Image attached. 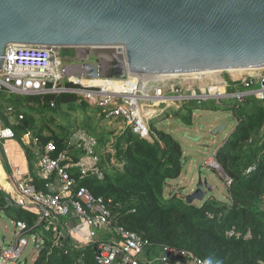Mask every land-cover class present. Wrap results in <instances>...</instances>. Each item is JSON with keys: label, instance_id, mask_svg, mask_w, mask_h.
Listing matches in <instances>:
<instances>
[{"label": "trees", "instance_id": "obj_1", "mask_svg": "<svg viewBox=\"0 0 264 264\" xmlns=\"http://www.w3.org/2000/svg\"><path fill=\"white\" fill-rule=\"evenodd\" d=\"M239 90L246 92L243 87ZM214 102L189 100L171 112L176 120L191 127L195 111L226 109L224 102L222 106L215 102L213 107ZM6 106L23 116L10 125L16 139L20 141L24 134L31 133L42 147L54 143V159L68 151L69 140L79 130L97 139L98 154L107 152L111 144L118 165H111V154L107 152L101 156L103 179L90 176L79 184L94 197L111 200L115 224L149 240L152 251L170 246L211 264H264V104L255 96H246L244 103L235 107L234 114L240 122L217 151V162L231 181L227 186L228 202L208 199L201 206L188 205L178 195L169 199L164 196L169 181L179 179L183 173L184 152L171 134L158 128L161 119L150 124L151 142L130 129L114 137L115 131L102 125L106 119L100 109L77 94L22 95L2 89V115ZM77 112L82 113L81 118L73 116ZM3 118L5 126L9 125ZM26 151L33 164L37 156L30 149ZM69 154L74 161L82 155L80 151ZM250 167L256 169L247 173ZM2 211L13 221L25 222L32 228L30 235L43 242L34 264H79L83 256L85 264L96 263L94 247L74 249L68 240H61L57 247L51 234L35 226L38 218L34 213L6 208L5 194L0 190ZM233 229L240 237L227 235ZM99 237L107 241L110 236L100 233Z\"/></svg>", "mask_w": 264, "mask_h": 264}, {"label": "built area", "instance_id": "obj_2", "mask_svg": "<svg viewBox=\"0 0 264 264\" xmlns=\"http://www.w3.org/2000/svg\"><path fill=\"white\" fill-rule=\"evenodd\" d=\"M90 48L96 55L95 50L98 49ZM86 49H76L81 51V62L86 61ZM65 65L61 48L19 50L14 46L9 47L0 71V90L7 89L22 95H80L98 107L107 121L122 122L123 132L130 129L151 142L153 133L150 124L165 114L170 104L189 100L202 103L212 99L222 105L221 101L230 96L227 90L231 84L223 78L204 82L203 77L195 78L192 74L168 79L135 74H128L123 80L75 77L65 74ZM254 71L239 78L231 77L235 90L238 87L246 89V93L237 91L232 95L239 103H244L248 94L264 103V70ZM133 75L138 77L136 81ZM96 80L105 81L107 86L96 84ZM118 82H123L127 90L108 91L107 87L111 83L116 85ZM3 117L7 118L9 125L5 126ZM22 119L23 116H18L12 106L4 108L3 115L0 113V142L16 139V133L10 125ZM20 141L38 157V172L34 176L16 167L8 177L6 175L7 185L3 190L6 208H22L34 213L38 218L35 226L51 234L57 247L61 246V240H68L74 249L94 247L95 264H180L183 259L187 261L186 264H206L207 261L197 258L193 253L170 246L160 249L156 257H150L153 246L149 240L115 224L110 209L112 201L96 198L87 188L80 186L79 181L90 176L99 179L104 177L98 141L86 131H77L68 142V151L55 159L52 157V153L57 151L54 143L42 147L39 139L31 133L24 134ZM72 151L82 153L78 161L70 156ZM208 165L218 169L220 165L216 155ZM255 169L250 167L247 173ZM225 181L230 186L228 177ZM69 215L71 218L66 219ZM13 222L15 244L2 248L0 260L7 264H20L29 244V236L35 237L37 256L43 242L37 236L30 235L32 228H28L25 222ZM100 233L110 234L109 240H101ZM227 235L240 237V233L234 229L228 231ZM79 264H85L84 256Z\"/></svg>", "mask_w": 264, "mask_h": 264}, {"label": "water", "instance_id": "obj_3", "mask_svg": "<svg viewBox=\"0 0 264 264\" xmlns=\"http://www.w3.org/2000/svg\"><path fill=\"white\" fill-rule=\"evenodd\" d=\"M12 46L97 48L65 65L75 77L264 70V0H0V71ZM192 184L188 205L213 192L202 173Z\"/></svg>", "mask_w": 264, "mask_h": 264}, {"label": "rangeland", "instance_id": "obj_4", "mask_svg": "<svg viewBox=\"0 0 264 264\" xmlns=\"http://www.w3.org/2000/svg\"><path fill=\"white\" fill-rule=\"evenodd\" d=\"M85 51H87L86 56H84L86 60L85 62H94L96 55L92 53L91 48H87ZM79 54L81 55V51L78 52L76 49L61 48V55L66 64L81 63V56ZM233 75L230 72H219L216 74L197 76L195 78L203 77L202 79H205L204 82H210L221 78L226 79L228 76L234 77ZM215 102L217 103V101ZM215 102L212 104L213 107L215 106ZM173 108L175 109L174 106ZM81 115V112H77L73 116L75 118H81ZM159 119H161V122L158 125V128L166 130L171 134L181 144L184 152L183 173L179 179L169 181V183L172 184V187H167L165 189V198L169 199L174 195H178L184 199L186 194L191 191L190 189H193L192 182L194 183L199 173H202L203 178H206L210 186L213 188V192L205 198L207 199V197H209L220 202H228V185L225 183L227 176L223 172L221 166L216 169L208 165V163H210V159L215 158L217 150L225 143L237 127V120L233 117L232 111L226 109H219L218 111L199 109L194 113V122L191 127L185 126L180 121L176 120L172 113H169V115L166 113L162 114ZM102 125H106L109 131H115L114 137L123 132V123L120 121L105 120ZM222 125H225V129L217 134H213L214 129ZM108 146L107 148H109ZM107 152L111 154V165H118L113 156L114 152L112 149ZM107 152L102 150L100 154L103 157L107 155ZM188 186H190L188 190L189 192L184 191L180 193L182 188ZM206 199H204V201H206ZM70 218V215L66 217V219ZM5 237L7 240L3 241ZM34 240V236L28 237L29 244L21 258L20 264H34L37 258ZM14 244V222L4 213H0V256L2 248H7ZM0 264L7 263L0 260Z\"/></svg>", "mask_w": 264, "mask_h": 264}, {"label": "crops", "instance_id": "obj_5", "mask_svg": "<svg viewBox=\"0 0 264 264\" xmlns=\"http://www.w3.org/2000/svg\"><path fill=\"white\" fill-rule=\"evenodd\" d=\"M229 78V79H228ZM228 78L226 77L225 80H227L228 82H230L231 86L228 88L227 90V93L228 95L230 96H227L223 101L221 102H224L225 105L224 107L226 108V110H229V111H232V115L233 117L237 120V125L238 123L240 122V120L238 118L235 117V107H237V105L239 104V102L234 98L232 97L233 94H235L237 91L239 93H246V92H242L240 91L239 89L241 87H238V90L232 86V78L228 76ZM232 90V91H230ZM197 92L200 94L201 91L197 90ZM250 96V94H248ZM247 95V96H248ZM212 100V99H210ZM196 101V100H194ZM215 101V100H213ZM184 101H181V102H178L176 104H170V107H168V110L166 111V114L169 115V113H172L171 111L173 110H178L182 107ZM263 103V102H262ZM218 104V103H217ZM264 104V103H263ZM220 105V104H218ZM173 106L175 107V109L173 108ZM222 106V105H220ZM232 135V134H231ZM230 135V136H231ZM229 136V137H230ZM228 137V138H229ZM228 140V139H227ZM226 140V141H227ZM225 141V142H226ZM0 145L2 147V149H0V190H5L4 188L6 187L7 185V179H6V175L7 177L10 175L11 171L18 167L20 168L22 171L26 172V171H29L31 174L35 175L37 174L38 172V168H37V164H38V157L37 159L33 162V164H31L29 162V159H28V155H27V151L26 149H28V147H25L21 141L17 140V139H14V140H3L0 142ZM224 145V144H223ZM222 145V146H223ZM221 146V147H222ZM109 150H111L112 148V145L110 144L109 146ZM220 147V148H221ZM219 148V149H220ZM113 151V149H112ZM218 151V150H217ZM33 153V152H32ZM34 154V153H33ZM103 154V153H102ZM35 155V154H34ZM215 155H217V152L215 153ZM101 154H99V157H100V160H101ZM101 164V162H100ZM32 165V166H31ZM34 169V170H32ZM3 175V176H2ZM2 176V177H1ZM169 186L172 187V184L169 183ZM4 192V191H3ZM5 194V192H4ZM206 199V198H205ZM208 199H212V198H209L207 197L206 200ZM204 202L202 203H194L195 205H198V206H201ZM0 213H4L5 215L8 216V214L6 212H0ZM9 217V216H8ZM10 218V217H9ZM11 219V218H10ZM12 220V219H11ZM13 221V220H12ZM108 236H110V234H107ZM7 238L5 237L3 241H6ZM15 240H16V236H15ZM158 252L159 251H152L151 250V253L149 254L150 257H156L158 255ZM186 260L183 259L180 261V264H186Z\"/></svg>", "mask_w": 264, "mask_h": 264}, {"label": "bare ground", "instance_id": "obj_6", "mask_svg": "<svg viewBox=\"0 0 264 264\" xmlns=\"http://www.w3.org/2000/svg\"><path fill=\"white\" fill-rule=\"evenodd\" d=\"M105 63H109V60H106ZM229 72L232 75L234 74L233 76L236 77V78H239V77H241L242 75H245V74L255 73L254 70H230ZM216 73H219V72H204V73L198 72V73H194L192 75L194 77H197V76H204V75H208V74L210 75V74H216ZM177 76L178 75H159V76H157V79L175 78ZM132 77L135 79L134 81H136V79H138L137 76H134L133 75ZM96 84L107 86V84L105 83V81H102V80L101 81L96 80ZM107 89H108V91H115V92L116 91H119V90L120 91H122V90L126 91L127 90L126 85L123 82H118L116 85L113 84V83H111V85L108 86Z\"/></svg>", "mask_w": 264, "mask_h": 264}, {"label": "clouds", "instance_id": "obj_7", "mask_svg": "<svg viewBox=\"0 0 264 264\" xmlns=\"http://www.w3.org/2000/svg\"><path fill=\"white\" fill-rule=\"evenodd\" d=\"M206 264H211V262H210V261H208V262H206Z\"/></svg>", "mask_w": 264, "mask_h": 264}]
</instances>
